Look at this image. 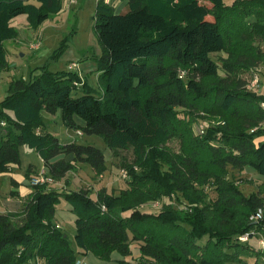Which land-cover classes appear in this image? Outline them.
<instances>
[{"label":"trees","instance_id":"obj_1","mask_svg":"<svg viewBox=\"0 0 264 264\" xmlns=\"http://www.w3.org/2000/svg\"><path fill=\"white\" fill-rule=\"evenodd\" d=\"M125 1L126 13L105 0L96 5L99 95L85 82L76 85L74 71L44 68L29 81H11L0 101V174L21 165V146L34 149L56 181L79 163L89 164L97 177L107 171L99 147L62 142L47 129L44 112L60 111L66 127L103 137L113 154L133 149L127 187L118 195L102 187L93 197L89 189L32 183L21 211L0 212V264H80L78 253L108 261L117 252L124 258L116 264H244L248 256H264L250 239L240 240L247 233L264 238V214L251 219L264 211V182L246 194L240 183L247 180L228 178L246 167L264 176V94L249 89L240 75L264 64L255 41H264V0ZM62 8V0H0V71L8 68L4 42L19 34L12 20L26 14L39 27ZM223 52L219 63L213 54ZM194 111L221 123L196 137L179 118ZM172 138L180 139L181 152L157 145ZM37 173L30 166L25 176L32 182ZM11 183L20 185L14 178ZM62 197L76 216L78 250L56 220ZM164 198L186 207L142 209ZM131 240L141 242L138 263L128 258Z\"/></svg>","mask_w":264,"mask_h":264},{"label":"rangeland","instance_id":"obj_2","mask_svg":"<svg viewBox=\"0 0 264 264\" xmlns=\"http://www.w3.org/2000/svg\"><path fill=\"white\" fill-rule=\"evenodd\" d=\"M234 1L235 0H225L227 4H232ZM65 9L66 11L63 13L61 18H64L65 20L66 17V21H68V18L71 17V21H68L70 24L67 22L58 26L54 24L53 19H50L39 27H33L29 23L26 14H21L12 20V24L17 29L19 34L17 37L4 42L7 51L8 68L7 70L0 71V100L6 96L7 90L12 80L24 78L25 80L29 81L33 76L40 75L44 68L54 72L74 71L80 78L78 79V81L81 83L79 87H82L85 82L87 85L97 89V95L101 93L98 84L99 71L97 57L99 58L102 55V48L98 42L94 30L93 16L95 13V7L93 0L92 3H89L84 8V11L81 12V15L77 18L79 25L74 26L76 17H72V15L68 16L71 11H69L67 8ZM252 19L253 18L250 20L252 21ZM39 32L42 33L41 37L38 35ZM255 41H258L257 45H260L264 50V41L257 38ZM259 41L261 42L259 43ZM88 56H93V58H88ZM226 56L227 54L224 52L213 54V58L219 63L220 58ZM72 59L76 60L71 62ZM75 62L77 63V67L71 70L70 65ZM87 75L89 80H87L85 77ZM240 75H242V77L248 81L253 80L257 75L259 77L258 84L253 91L264 94V64H261L259 67L254 69L242 70ZM77 92V94L81 95L83 91L80 90ZM43 115L45 124H52V121L49 119V114L44 112ZM179 118L190 124L193 134L196 137L202 136L200 133L201 125H204L205 128H207L208 125H216L221 123V121H219L221 118H213L205 111H194L192 114L181 112L179 114ZM55 119L58 121L57 118ZM54 125L55 124H52L50 126L55 128ZM61 126L62 128L60 130H58L57 127L55 130L57 131V137L62 142H72L78 139L81 143L93 144L99 147L105 154L107 160V171L104 173V175L97 177L95 171H92V168L89 164L79 163L77 165V169L70 171L66 178L62 179L61 181H56L50 184V187L58 188L60 191H72L81 188L89 189L93 197L96 196L97 191L102 187H107L110 192H114L117 195L127 187V181L129 178L125 168L128 167V165H132L136 159L133 149L121 150L117 155H115L112 153L111 148L108 146L103 137L98 135L86 136L85 134L79 136L75 129H70L63 124ZM55 130L53 132H55ZM157 145L163 149L175 153L181 152L182 148L179 138L168 139L158 143ZM28 151L25 152L22 150L24 158L23 164L25 166H27L30 162L36 164V166L42 163L36 151ZM37 160L39 163H37ZM42 166L39 168L38 173H40ZM43 168L48 170L46 166ZM37 177L38 175L33 174L34 179ZM228 178L231 180L234 179L237 183H239L241 179L247 180L248 183H240L242 190L246 194L257 190L258 185L260 184V181L256 179L252 172L231 170ZM0 182L2 181L0 180ZM32 183L33 182L30 180L26 182L28 186H30ZM207 191L209 193V198L213 199L216 197V193L212 187H207ZM8 195V189L5 185H3L0 191V210L6 206L5 199ZM169 203H172V206L179 210L185 209L186 207L185 204L179 203L178 199L176 198H164L150 200L144 206H142V209L150 212H158L162 209L164 204ZM71 209L72 207L70 203L62 197L61 202L57 205L56 220L61 228H63L69 236L72 246L78 250L79 248L75 243L76 216ZM263 214L264 211H259L257 214L253 215L251 219L256 221L259 217L263 216ZM251 237L252 234L249 236L250 243L254 245L255 249H259L260 242L261 240H264V238L262 236H258L255 239H251ZM249 239L244 242L249 241ZM140 245V241L131 240L132 255L128 258L135 263H138L139 261ZM77 255L79 259L78 262L80 264H116L117 261L123 257L117 252H115L112 256V259L108 261L97 258L93 253L87 255H80L78 253ZM255 256L256 255L253 254V256L246 257V259L252 258V260L249 261V264H256L254 259Z\"/></svg>","mask_w":264,"mask_h":264},{"label":"crops","instance_id":"obj_3","mask_svg":"<svg viewBox=\"0 0 264 264\" xmlns=\"http://www.w3.org/2000/svg\"><path fill=\"white\" fill-rule=\"evenodd\" d=\"M99 0H93V3H94V7L96 9V5H97V2ZM107 3H110L116 10L117 13H126L129 11V6H128V2L125 1V0H105ZM89 3H92V0H62V4H63V8L62 10L57 13V14H54L52 15L48 20L50 19H53L54 21V24L55 25H60V24H64V23H67L68 21H71V17L68 18L69 20L66 21V17H65V20L64 18H61L63 16V13L66 11L65 8L69 9V11H71L70 14H68V16H75L76 19L74 21V26L75 25H79V21L77 20V18L81 15V12L84 11V8L89 4ZM47 20V21H48ZM46 21V22H47ZM69 23V22H68ZM70 24V23H69ZM68 25V24H67ZM42 32V31H41ZM39 32L38 35H42V33ZM75 32V30H74ZM78 32V31H76ZM44 33V32H43ZM39 47V46H38ZM37 47V48H38ZM96 56V55H94ZM88 58H93V56H88ZM76 60V59H75ZM75 60H71V62H74ZM78 62V61H77ZM79 63V62H78ZM83 73V72H82ZM100 74V72H99ZM99 76V75H98ZM87 80H89V77L88 75L85 76ZM90 82V81H88ZM4 98V97H3ZM2 98V99H3ZM1 99V100H2ZM0 100V101H1ZM57 118L58 121L55 119ZM49 119L50 121H52V124H55L54 127L55 128H52L50 125H46L47 129L52 132L53 134L56 135L57 131L55 130L56 127L58 128V130H60L62 128V124L65 126L64 124V121H63V118H62V114L61 112L59 111L56 115H51L49 114ZM75 119L77 121L78 124L80 125H84L85 122L78 116H75ZM55 130V132H53ZM57 136V135H56ZM264 139V138H262ZM261 139V140H262ZM27 148V149H26ZM22 150H24L25 152H27L28 150H30L31 152L35 151L34 149H29V147L27 146H21L20 148V152H21V165L20 166H12V170L10 172H6V173H1L0 174V180L2 182H0V191L3 187V185H5L8 189V192H9V195L6 196V201H5V205L2 210H0V212H3V213H7V212H18V211H21L23 206H24V203L31 197L32 193L34 192V188L32 187V185L28 186L26 184L27 181H29V179L25 176L26 175V172L27 170L29 169L30 166H34L35 169H37V171L39 170V168L43 165L44 161L43 159L39 156L40 158V161L42 163H40L37 168L36 164H33V163H29L27 166H25L23 163H24V158H23V154H22ZM29 152V151H28ZM38 154V153H37ZM63 158L62 156H59L57 159H61ZM66 159H72V155L66 157ZM30 161V160H29ZM28 161V162H29ZM107 161V160H106ZM37 163L38 160H37ZM45 167L44 165L42 166V168ZM91 167V166H90ZM92 168V167H91ZM92 171H94L92 169ZM45 172H48V170H46ZM244 172H252L254 174V176L256 177V179H258L260 181V183L264 182V176L263 175H260L258 174L253 168L251 167H246L245 171ZM69 173V172H68ZM67 173V174H68ZM33 175V174H32ZM104 175V174H103ZM67 176V175H66ZM66 176L64 178H66ZM102 176V175H101ZM100 177V176H99ZM11 178H14L16 179V181H18L20 183V185L18 187H15L13 186V184L11 183ZM62 178V179H64ZM62 179L60 180H57V181H61ZM262 181V182H261ZM10 183V185H9ZM66 185L68 186V184L66 183ZM107 188V187H106ZM58 189V188H56ZM59 190V189H58ZM12 191H15L18 193V195L16 196H13L11 194ZM58 223V222H57ZM260 242V240H259ZM259 249L260 246H259ZM264 251V250H262ZM90 254V253H89ZM124 257H122L123 259ZM119 259V258H118ZM121 259V258H120ZM119 259V260H120ZM255 259V263L256 264H264V256H260V257H254ZM246 263L244 264H249V261L252 260V258H248L246 259ZM232 264H238V263H232Z\"/></svg>","mask_w":264,"mask_h":264},{"label":"built area","instance_id":"obj_4","mask_svg":"<svg viewBox=\"0 0 264 264\" xmlns=\"http://www.w3.org/2000/svg\"><path fill=\"white\" fill-rule=\"evenodd\" d=\"M76 67H77V63H76V62L70 65V69H71V70H73V69L76 68ZM184 75H185V72L182 71V72H181V77H183ZM258 78H259V77L256 75V76L254 77L253 80L249 81V84H248V88H249V89L254 90V89L256 88V86H257V84H258ZM80 84H81L80 82H76V85L79 86ZM262 106L264 107V103H262ZM205 131H206L205 126H204V125H201V127H200V133H201V134H204ZM77 134H78V135H82L83 132L80 131V130H78V131H77ZM45 171H46V170H45L44 168H42L41 171H40V173L38 174V177H37L36 179H33L32 182H33L34 184H38V183H48V184H52V183L56 182V180H55L52 176L47 175V173H46ZM249 236H250V234L247 233V234L241 236V237H240V240H242V241H246V240L249 239ZM260 248H261L262 250H264V240H261V242H260Z\"/></svg>","mask_w":264,"mask_h":264},{"label":"water","instance_id":"obj_5","mask_svg":"<svg viewBox=\"0 0 264 264\" xmlns=\"http://www.w3.org/2000/svg\"><path fill=\"white\" fill-rule=\"evenodd\" d=\"M250 236H251V234H250Z\"/></svg>","mask_w":264,"mask_h":264}]
</instances>
